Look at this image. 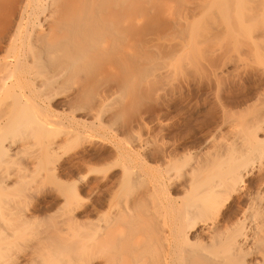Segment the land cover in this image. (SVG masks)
<instances>
[{
	"label": "rangeland",
	"instance_id": "1",
	"mask_svg": "<svg viewBox=\"0 0 264 264\" xmlns=\"http://www.w3.org/2000/svg\"><path fill=\"white\" fill-rule=\"evenodd\" d=\"M133 2L131 6L135 4L136 9L140 6L143 17L138 26L140 29L130 27L127 30L129 39L140 36L143 45L152 44L154 50L149 52L152 58L142 63L143 69L150 70L149 75L141 81L134 78L123 96L119 125L109 124L108 128H102L104 131L98 127L90 132L91 128L82 130L84 134L78 135L76 140L74 136L65 137L64 134L56 141L54 139L55 142L50 139L55 146H60L55 151L57 159L50 153L45 154L44 145L51 134L46 129L39 130L43 126L39 121L40 128L37 123L29 122L24 123L26 128L14 126L10 131H0L3 137L17 142L11 148L10 158L0 160V181L3 178L0 202H4L0 203V264H76L78 258L70 252L67 262L68 254L66 259L58 254L61 243L67 240L68 246L76 242L74 225L84 223L86 229L90 224L102 225L111 209L126 207L134 198L146 199L147 207L152 209L153 203L157 204L156 199L160 205L168 193L173 199L181 198V188L186 183L192 159L208 149V142L212 139L225 142L241 131L254 113L259 115L261 111L263 114L264 0H137L138 5ZM16 3V0H0L3 24L15 10ZM136 9L128 12L129 15ZM130 16L129 19L134 14ZM174 21L183 28L181 34L170 29L169 24ZM112 79L105 78L108 85ZM108 85L103 88L112 87V84ZM113 98L112 101L116 97ZM0 108V119L3 120L5 109ZM83 119L87 118L84 116ZM46 132L47 140L41 138ZM136 136L140 139L138 143L133 142ZM178 166L184 169L179 171ZM171 176H176L175 180L168 182L167 178ZM161 177L167 188L160 186V182L161 189L158 187L157 180ZM155 186L158 187L156 190ZM156 191L160 195L163 193V200L161 196L157 197ZM150 192L157 195L153 197ZM150 197H153V203L148 201ZM238 201L236 198L225 205L228 209L225 220L236 211ZM67 230L72 232L64 238ZM73 247L69 246V249ZM96 252L94 255L98 254V258L87 257V260L82 255L85 262H79L80 257L77 264H107L106 252Z\"/></svg>",
	"mask_w": 264,
	"mask_h": 264
},
{
	"label": "bare ground",
	"instance_id": "2",
	"mask_svg": "<svg viewBox=\"0 0 264 264\" xmlns=\"http://www.w3.org/2000/svg\"><path fill=\"white\" fill-rule=\"evenodd\" d=\"M16 1L15 10L8 18L4 17V24L0 16L3 24L0 29V107L5 109V118L0 119V131L14 126L22 129L29 122L38 125L40 122L43 126L40 128L39 125V130L46 129L51 134L49 137L46 132L41 137L49 139L46 138L47 143L43 144L47 150L45 153L44 149V153L55 157L60 147L54 143L58 136L71 135L75 139L88 128H91L89 132L97 127L104 131L102 128H108L109 124L119 125L123 96L134 78L141 81L149 75L150 70L143 69L142 63L152 58L149 52L154 50L152 44L143 45L140 36L136 38L133 35L135 38L129 39L127 30L140 27L143 17L140 6L137 9L135 4L131 6L133 1L138 5L137 0ZM129 7L136 9L131 13L134 14L132 20L128 17L133 8L129 10ZM169 25L176 34L183 32L175 21ZM108 75L113 78L110 81L112 87L105 89L103 86L109 83L105 80L110 78ZM113 96L116 97L114 102ZM262 101L264 109V94ZM260 113L246 119L242 130L225 142L210 140L208 149L192 159L186 183L181 188V198L173 199V196L168 197V193L166 197L164 195V203L159 205L156 199L155 206L152 199L159 194L157 191L160 190H157L148 200L153 203V209L147 207L146 199L134 198L126 207L111 209L105 220L101 216L102 225L87 224V229L82 221L83 225L80 222L77 227L74 225L78 246L76 242L72 244L75 247L67 246L69 242L65 239L60 251L58 249L62 253L58 254L67 258L63 261L67 262L72 254L79 263L104 251L107 264H264V110L263 114ZM77 115L82 117L77 118ZM84 116L90 121L83 119ZM1 134L0 160L8 158L11 148L17 143ZM135 138H132L133 142L138 143L139 137ZM48 173L51 174L50 170ZM173 176L167 178L168 182L175 180L176 176ZM157 182L158 187L159 182L160 186H165L162 177ZM158 187L155 186V190ZM162 194L157 197L162 199ZM236 198L240 203L233 215L225 220L228 210L225 205ZM70 232L67 230L63 237H69L67 233ZM69 246L73 248L69 249ZM100 248L105 250L99 251ZM72 252H76L78 257Z\"/></svg>",
	"mask_w": 264,
	"mask_h": 264
}]
</instances>
